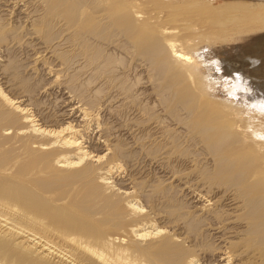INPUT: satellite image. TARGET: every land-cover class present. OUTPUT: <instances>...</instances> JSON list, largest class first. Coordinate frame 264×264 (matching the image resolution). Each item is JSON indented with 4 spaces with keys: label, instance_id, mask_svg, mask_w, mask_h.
<instances>
[{
    "label": "bare ground",
    "instance_id": "1",
    "mask_svg": "<svg viewBox=\"0 0 264 264\" xmlns=\"http://www.w3.org/2000/svg\"><path fill=\"white\" fill-rule=\"evenodd\" d=\"M148 3L0 0V264H264V0Z\"/></svg>",
    "mask_w": 264,
    "mask_h": 264
},
{
    "label": "rangeland",
    "instance_id": "2",
    "mask_svg": "<svg viewBox=\"0 0 264 264\" xmlns=\"http://www.w3.org/2000/svg\"><path fill=\"white\" fill-rule=\"evenodd\" d=\"M144 1H146V2H148L149 1V5L148 6H150L149 7V9L152 7V8H156V7H159V5L158 4H160L161 6L163 5V7H161L162 9L163 8H167L168 7V5L170 4L171 6H169V8H167V9H165V10H168L169 12H172V11H174V13L177 11V13H179V12H181V14L182 15H179V18L182 20L183 19V21H185V19L183 18V16L185 17V16H187V14H188V12H186V11H188V10H190V9H188V10H185V9H187V8H190V7H194V5H196L195 7H197V5H198V7H200V9H197V12H194V13H201L202 14V12H205V10H208V9H210L214 14H215V12H218V14H221L222 12L224 13L225 11H224V8H225V6H226V3L227 2H230V1H234V0H144ZM153 1V2H152ZM152 2V3H151ZM154 4V5H153ZM174 4V5H173ZM201 5V6H200ZM156 6V7H155ZM167 6V7H166ZM206 7V8H205ZM215 7V8H214ZM151 8V9H152ZM212 8H214V9H212ZM150 9V10H151ZM171 10V11H170ZM181 10V11H180ZM191 10H196V8L195 9H191ZM217 10V11H216ZM182 11H185V12H182ZM221 12V13H220ZM222 13V14H223ZM210 15H211V13H209ZM221 14V15H222ZM202 15H204V13L202 14ZM202 15H200V16H202ZM213 15V14H212ZM224 15V14H223ZM186 18V17H185ZM187 19H189V17L187 18ZM32 79V81L33 82H35V83H37V84H35V85H39V87L40 88H43L44 87V85H45V81H44V79L42 78V77H38V76H35V77H31ZM137 78V77H136ZM43 80V81H42ZM39 81V82H38ZM39 83V84H38ZM42 86V87H41ZM39 87H37V88H39ZM40 88H39V93H42V92H44V90L42 91V90H40ZM38 90V89H37ZM51 91H50V89L48 90V93L47 94H49ZM45 93L46 92H44L43 93V95H45ZM54 98H53V96H51V97H48V98H45V100H50L48 103H49V105L54 109L55 108V104H54V102H55V99L53 100ZM53 100V101H52ZM184 200L187 202V200L184 198ZM188 203V202H187ZM209 239V238H208ZM208 239H205V240H203V246H205V245H210L211 244V242H210V240H208ZM206 240H208V241H206ZM206 241V242H205ZM210 242V243H209ZM209 243V244H208ZM206 246V247H207ZM6 264H10V262H9V259L7 258L6 259Z\"/></svg>",
    "mask_w": 264,
    "mask_h": 264
}]
</instances>
